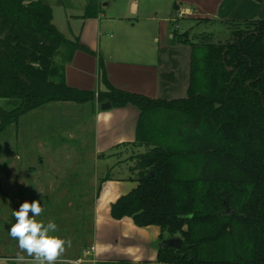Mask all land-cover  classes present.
Returning a JSON list of instances; mask_svg holds the SVG:
<instances>
[{"label": "trees", "instance_id": "16d2710c", "mask_svg": "<svg viewBox=\"0 0 264 264\" xmlns=\"http://www.w3.org/2000/svg\"><path fill=\"white\" fill-rule=\"evenodd\" d=\"M100 12L90 0L83 18ZM178 22L174 44L192 48L186 98L117 89L101 56L100 89L82 91L67 85L64 62L78 50L95 53L59 31L44 0H0V100L13 105H0V134L50 103L134 105L136 140L117 147L146 151L129 159L137 187L112 204V218L160 227V243L182 240L180 249L159 245L157 264H264V19L221 22L230 39L220 43Z\"/></svg>", "mask_w": 264, "mask_h": 264}, {"label": "crops", "instance_id": "0c3cea01", "mask_svg": "<svg viewBox=\"0 0 264 264\" xmlns=\"http://www.w3.org/2000/svg\"><path fill=\"white\" fill-rule=\"evenodd\" d=\"M44 1L53 8L54 18L56 11H63L66 15L62 19L76 21L74 28L70 26V39L79 38L82 46L95 53L92 55L78 50L71 60L64 62L68 86L82 91H98V57L101 56L114 87L167 101L187 97L192 59L191 46L174 44L172 22L178 19L184 30L186 28L181 25L182 20L226 22L264 19V2L254 0H172L173 11L164 16H160L157 3L152 5L154 0H93L101 12L97 18L86 19L83 17L89 0L81 7L74 6V3L63 7L59 3L54 5L49 0ZM175 5L179 8L177 12H174ZM66 56V50H62L61 58ZM86 105L90 106L95 120L93 142L97 155L119 145L135 142L141 117L138 107L129 104L123 108L112 107L102 111V104ZM8 162L7 159L5 163ZM96 217L97 235L93 240L92 252H89L92 255L88 263L110 264L129 260L133 264H157L160 227L141 228L131 218L115 220L109 211L100 226L98 211ZM115 225L125 231L115 236ZM113 241L119 246L118 253L132 256L109 257L111 245L115 244Z\"/></svg>", "mask_w": 264, "mask_h": 264}, {"label": "rangeland", "instance_id": "374dc122", "mask_svg": "<svg viewBox=\"0 0 264 264\" xmlns=\"http://www.w3.org/2000/svg\"><path fill=\"white\" fill-rule=\"evenodd\" d=\"M49 1L63 7L69 3L81 7L88 0ZM171 2L154 0L152 5L157 3L160 16H164L172 13ZM65 15L63 11H56L54 24L67 39L74 40L75 37L70 39L71 28L76 21L62 19ZM181 25L192 29V36L213 33L219 42L230 39L229 27L221 22L198 24L196 20H182ZM57 60L63 58L59 56ZM0 105L7 110L13 108L7 100H0ZM94 122L90 106L56 102L28 113L21 118L18 127L12 124L1 132L0 264H16L18 254L31 260L21 252L9 230L15 223L13 210H18L24 201L34 200H39L44 209L37 219L45 223L54 221L58 226L54 235L72 241L58 264H90L92 253L89 252L97 235L96 212L101 226L108 211L111 214L112 204L135 188L137 175L131 172L134 163L129 159L146 151L145 147H117L97 155L93 142ZM7 159L9 162L5 163ZM118 227L114 226L115 236L125 231ZM113 242L109 257L132 256L118 253L119 246ZM122 262L133 264L129 260L110 264Z\"/></svg>", "mask_w": 264, "mask_h": 264}, {"label": "clouds", "instance_id": "9594fccd", "mask_svg": "<svg viewBox=\"0 0 264 264\" xmlns=\"http://www.w3.org/2000/svg\"><path fill=\"white\" fill-rule=\"evenodd\" d=\"M43 211L39 200L24 201L18 210H13L15 223L11 224L9 235L18 241L21 252L31 258L29 261L24 255L18 254L16 264H58L66 249L71 247V239L54 235L58 231L54 221L45 223L37 219ZM190 217L191 214H181L178 218Z\"/></svg>", "mask_w": 264, "mask_h": 264}, {"label": "water", "instance_id": "95a60500", "mask_svg": "<svg viewBox=\"0 0 264 264\" xmlns=\"http://www.w3.org/2000/svg\"><path fill=\"white\" fill-rule=\"evenodd\" d=\"M220 43V42H219ZM112 109V105L109 102H105L101 105L102 111H107ZM160 246L166 248L180 249L182 247V240L178 237L168 238L160 243Z\"/></svg>", "mask_w": 264, "mask_h": 264}]
</instances>
